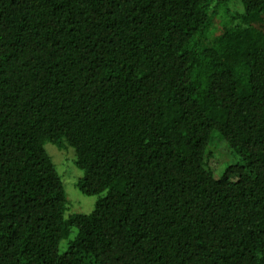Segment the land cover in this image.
<instances>
[{
    "label": "trees",
    "instance_id": "1",
    "mask_svg": "<svg viewBox=\"0 0 264 264\" xmlns=\"http://www.w3.org/2000/svg\"><path fill=\"white\" fill-rule=\"evenodd\" d=\"M232 1L0 0V264H264V0Z\"/></svg>",
    "mask_w": 264,
    "mask_h": 264
},
{
    "label": "rangeland",
    "instance_id": "2",
    "mask_svg": "<svg viewBox=\"0 0 264 264\" xmlns=\"http://www.w3.org/2000/svg\"><path fill=\"white\" fill-rule=\"evenodd\" d=\"M243 10L242 4L239 0H233L230 3V6H237ZM226 7L224 6L222 9L224 10ZM47 151L50 153L54 150L52 145H47ZM216 159L218 162V171L217 174L220 176L224 171L225 167L229 164H232L236 159L234 156L229 155L226 157L223 153H217ZM73 156L69 153H63L60 158H57L56 165L58 172L62 176L65 184V189L67 192L68 200H69V208L67 210V216L74 213H90L94 210L95 204L98 200V196L88 197L83 195L76 187V184L80 178L83 177L84 173L80 169H78L75 165H72ZM76 169H75V168Z\"/></svg>",
    "mask_w": 264,
    "mask_h": 264
}]
</instances>
